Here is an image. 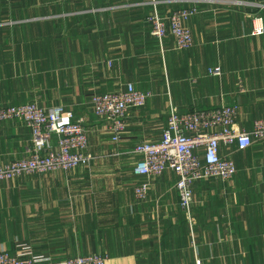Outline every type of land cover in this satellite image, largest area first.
<instances>
[{
	"label": "crops",
	"instance_id": "1",
	"mask_svg": "<svg viewBox=\"0 0 264 264\" xmlns=\"http://www.w3.org/2000/svg\"><path fill=\"white\" fill-rule=\"evenodd\" d=\"M156 2L162 15L198 6L188 23L192 48L150 35L151 0H0V108L64 107L85 120L95 157L78 170L0 182V253L26 244L55 264L95 254L105 264H264V141L232 150L231 182L198 183L189 215L176 175L137 176L133 153L161 140L171 112L235 105L238 131L264 119V0ZM214 66L221 77L208 75ZM130 83L152 97L130 111L114 143L91 99ZM30 147L23 121L0 123V165ZM145 181L142 201L134 190Z\"/></svg>",
	"mask_w": 264,
	"mask_h": 264
},
{
	"label": "built area",
	"instance_id": "2",
	"mask_svg": "<svg viewBox=\"0 0 264 264\" xmlns=\"http://www.w3.org/2000/svg\"><path fill=\"white\" fill-rule=\"evenodd\" d=\"M80 1V0H74ZM97 2L98 0H88ZM187 1V0H186ZM147 17L150 35L162 41L168 35L175 40V48L185 51L193 47V34L188 26L191 18L199 13L197 5L181 8L162 15L156 0ZM257 34L263 28L255 29ZM208 75L221 77L222 68L208 69ZM152 94L139 90L133 84L105 94L93 95L94 114L101 120V129L111 136L114 143L121 141L127 129L131 110L144 108ZM238 108L222 105L218 108L187 113L171 112L167 125L158 142H140L134 148L137 162L134 173L139 177H162L173 172L179 207L189 215L194 207V187L204 181L220 180L229 183L237 173L231 157L232 150L243 152L254 143L264 141V119L254 122L250 131L235 129ZM19 119L31 131V147L25 158L0 165V182L31 175L69 172L90 166L95 159L89 153V139L83 118L62 106L44 109L35 103L0 108V123ZM225 148L229 154L223 155ZM151 188L148 181L135 187V195L146 201ZM106 255H87L66 260L59 264H105ZM0 264H55L49 258L34 254L31 246L22 244L15 253H0ZM197 264H201L197 261Z\"/></svg>",
	"mask_w": 264,
	"mask_h": 264
},
{
	"label": "rangeland",
	"instance_id": "3",
	"mask_svg": "<svg viewBox=\"0 0 264 264\" xmlns=\"http://www.w3.org/2000/svg\"><path fill=\"white\" fill-rule=\"evenodd\" d=\"M146 24H147V18H146ZM148 25V24H147ZM83 168V167H82ZM80 169V168H79ZM78 170V169H77Z\"/></svg>",
	"mask_w": 264,
	"mask_h": 264
}]
</instances>
